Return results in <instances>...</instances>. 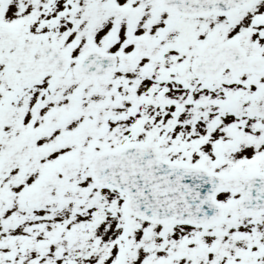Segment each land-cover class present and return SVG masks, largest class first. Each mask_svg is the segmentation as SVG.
<instances>
[{
    "label": "snow or ice",
    "instance_id": "6c2138e0",
    "mask_svg": "<svg viewBox=\"0 0 264 264\" xmlns=\"http://www.w3.org/2000/svg\"><path fill=\"white\" fill-rule=\"evenodd\" d=\"M0 264H264V0H0Z\"/></svg>",
    "mask_w": 264,
    "mask_h": 264
}]
</instances>
